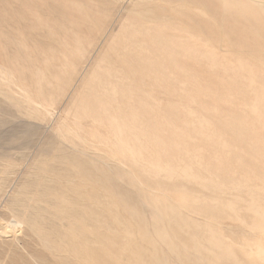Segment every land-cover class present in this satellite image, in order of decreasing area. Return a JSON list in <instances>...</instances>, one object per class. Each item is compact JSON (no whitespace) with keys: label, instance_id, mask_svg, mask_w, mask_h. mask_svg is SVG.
Instances as JSON below:
<instances>
[{"label":"rangeland","instance_id":"obj_1","mask_svg":"<svg viewBox=\"0 0 264 264\" xmlns=\"http://www.w3.org/2000/svg\"><path fill=\"white\" fill-rule=\"evenodd\" d=\"M10 222L0 264H264V0H0Z\"/></svg>","mask_w":264,"mask_h":264},{"label":"bare ground","instance_id":"obj_2","mask_svg":"<svg viewBox=\"0 0 264 264\" xmlns=\"http://www.w3.org/2000/svg\"><path fill=\"white\" fill-rule=\"evenodd\" d=\"M16 223L10 222L9 224L5 226L0 225V230L2 231L0 235H9L12 233V231H15Z\"/></svg>","mask_w":264,"mask_h":264}]
</instances>
